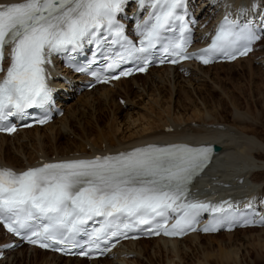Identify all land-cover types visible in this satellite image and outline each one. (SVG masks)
Returning a JSON list of instances; mask_svg holds the SVG:
<instances>
[{"label": "snow or ice", "instance_id": "6c2138e0", "mask_svg": "<svg viewBox=\"0 0 264 264\" xmlns=\"http://www.w3.org/2000/svg\"><path fill=\"white\" fill-rule=\"evenodd\" d=\"M128 2L22 0L0 4V72L4 73L0 79V131L15 132L5 121L49 103L52 92L45 65L54 54L75 52L85 44L100 47L107 37L114 36L111 43L119 44L123 51L111 58L108 68L143 59L144 66L138 70L144 72L150 61L143 54L162 45L164 34L175 31L177 22L181 39L164 48L173 64L186 59L208 64L216 55L235 59L237 53L244 56L251 52L250 45L258 38L243 29L236 31L235 23L226 17L211 47L188 53L184 37L188 22L178 11L186 0H138L141 9L147 5L151 11L144 24L137 26L143 37L137 47L124 36L117 19ZM241 41L244 44L238 48ZM9 47L11 63L5 69ZM128 75L130 71H122L112 78ZM211 152L209 147L150 145L117 155L44 163L22 172L0 168V221L8 232L31 244L63 246L55 247L57 251L78 246L82 249L78 254L83 256L107 252L114 246V238L117 242L120 237L128 238L129 232L142 225H148L146 231L156 235H181L195 230L197 213L211 207L188 201L189 184L206 166ZM170 213L180 214L171 227L167 223ZM89 222L98 226L90 228ZM203 230L216 231L217 226ZM80 234L88 237L87 245L75 242Z\"/></svg>", "mask_w": 264, "mask_h": 264}, {"label": "bare ground", "instance_id": "6f19581e", "mask_svg": "<svg viewBox=\"0 0 264 264\" xmlns=\"http://www.w3.org/2000/svg\"><path fill=\"white\" fill-rule=\"evenodd\" d=\"M11 2H22V0H0V4ZM203 5L206 9V16L218 14L215 17V22L210 26V28H214L225 16H229L233 20H242L246 22L259 19L260 16L253 15V13L258 9H264V0H203ZM212 32L213 30L211 33ZM206 35L208 36V41H211L212 38L210 37L208 27L202 29L200 38L202 39ZM254 55H250L246 59H241L231 64H217L208 67H201L191 63L185 64L182 66L184 70L183 73H181V69L178 68H155L145 75L147 76V80L144 81L145 83H142V85L140 84L139 78H142L143 75H138L129 78L128 80H120L114 87L103 85L90 92H84L77 97L75 103L69 102L65 106V115L52 124L45 126L44 128L34 127L33 129L23 130L12 137L0 135V167L24 170L37 164L41 159H81L82 157H89L107 152H127L137 146L153 142L196 143L208 141L212 142V145H218L221 147V151L218 152L219 156L229 159L231 155L236 153L239 156L232 157H240L243 161L241 164H237L236 167L237 169L243 167L240 172L229 171V168L235 170L234 165H232L225 167L224 171H219L218 173H215V175L213 174L214 176L211 178L214 181H210L211 185L212 183L217 184L215 187H219L214 189L221 190L219 193L220 196L226 197L229 202H236L238 200L237 204L241 207L246 203H243V200H245L243 195H245V193L248 196L251 193L253 194L256 185L261 184V186L258 185L261 188L258 189L257 194L263 195L262 202L257 204L256 201H253L248 197L245 201H252L249 203L250 205H257L259 215H262L264 214V178L261 176L264 175V139L260 137L258 126H264V108L261 113V109H258V107H256L258 110H252L250 106H248L247 109L240 108L241 106H239L237 96L226 92V90L222 86H219L218 83L216 84V81L211 77V69L232 67L243 62L249 63L250 60H253L252 57ZM259 58L256 61L261 64L260 66L264 65L263 57ZM56 75H58L59 78L54 80L55 85L60 86L63 89L67 88L61 83L60 79L66 75L65 72L59 70L56 72ZM69 79L71 81H78L73 76H70ZM211 80L214 81L212 82L213 88L215 86L221 96L224 97L215 100L214 96H212L213 91H209L211 89H202V86H205L202 85V83L205 81L207 83V81L210 82ZM130 82H133V84L136 85L135 88L138 89L136 92H133L132 87L129 86ZM165 83L169 87L167 90V99L170 98L169 103H163V100L165 101V94L163 95V91L165 90H163V88L166 86L163 85ZM188 89H191V92H188ZM115 94L118 98H116L117 96ZM174 96H176V101L173 103ZM119 99H124L126 107L129 108L126 111V115H124V120H120L122 116H120L119 113H122L124 108L122 107L123 105L118 103ZM223 99L229 101V105H231L233 109H236L234 113H230L229 118L225 117L222 113L223 110L220 109L224 106ZM138 100H141L142 104H140ZM101 101L104 102L102 104L104 106H110L112 102L118 103L115 104V110L111 115V121L106 125L107 132H104L100 125L101 118L99 119V114L100 112L105 111V109L99 108V103H101ZM166 104L167 107L165 106ZM255 104L258 105V103ZM255 104L253 105L255 106ZM90 109L93 111L92 117L90 113V118L86 120V115L89 114L85 113L88 110L91 111ZM255 112H257L258 115ZM160 126L162 127V130ZM170 127L172 128V131L167 130ZM87 128L92 130L97 129L100 133V136H98L99 138H92L90 136L92 133L89 134L90 131ZM32 132H36V135H38V137L36 136L37 138L35 142L31 140L32 137L30 139L28 137L26 138V134ZM45 132H47V135H45ZM62 137L68 138L70 141H73V139L78 141V143L73 141L77 144L75 149L69 150V148H67V150L61 151L56 148L53 153L45 151V146H47L45 145V139L47 140L46 142L51 143V146L55 148L56 143ZM8 140H11V143H9ZM26 149L32 150V152L35 153V156L28 153ZM3 152H6L5 156L3 155ZM12 154L15 156H11ZM209 172H211V170H207L206 173ZM211 174L212 173L204 175L201 180L206 182V177ZM237 174L241 175V180H237V183L235 182V184L233 183L234 185L232 184L233 188L229 189V184L227 183L232 181L233 177ZM239 183L241 184L240 186H238ZM208 185L211 187L210 184ZM204 187V183L198 184V189L202 188L205 193L203 194L202 199L205 201L212 200L208 191L205 190ZM224 204L225 203L219 205L214 204L213 209L221 208ZM258 230L264 233V228L242 229L235 232L239 234L240 232H259ZM1 233L6 236L7 239L4 242H0V247L3 243L9 240L8 235L2 229ZM225 234V236L230 238V241L226 244H223L222 242L219 243L218 251L213 254L209 252L205 254L203 261H199V264H213L214 262L219 264H243L248 257H252V253L256 255L254 262L258 263L259 260H261V256L264 257L260 252L264 251V238H261V236L252 238L245 235L242 239V242L243 240L244 242L242 243L240 241L241 243L238 242V244L237 240L231 241L233 238L232 233ZM218 236H221V233L205 237H202L201 235H192L181 241L150 239L128 242L122 249L115 252L112 260L106 258L92 262L79 258L66 259L42 250L28 247L24 248L42 256L41 261L31 260L30 264H38L40 262V264H59L61 259L66 261L65 264H87L85 262H88V264H115L119 262H121V264H141L137 260L138 258H135L134 255L135 253H137V256L143 254L147 255L148 247L142 246L141 249H135L134 246L137 247L139 244L149 242H161L165 245L164 248H169V246H171L172 249V247H174L173 254L175 256L178 254L176 257L180 256V263H184L183 259L188 254L185 253L183 256L182 250L181 252L178 251L175 253L174 249L179 247L182 243L193 240L198 241V244L195 246V249H198L201 248L200 246L203 241ZM249 247L251 250H249ZM192 248L193 247L190 246V249ZM161 249L160 251H162ZM212 251H214V249H212ZM12 254L15 256L12 262H17L19 260L21 262V259L27 257L24 249L11 253L10 257ZM17 255H19V258H16ZM48 255L51 257L50 259H47ZM213 258L215 260L214 262ZM0 264H9V261L3 260L0 261Z\"/></svg>", "mask_w": 264, "mask_h": 264}, {"label": "rangeland", "instance_id": "374dc122", "mask_svg": "<svg viewBox=\"0 0 264 264\" xmlns=\"http://www.w3.org/2000/svg\"><path fill=\"white\" fill-rule=\"evenodd\" d=\"M259 57L260 58L263 57V60H264V41L259 44L258 51L252 57V59H253L252 61L250 60L249 63L248 62H243V63H240L239 65H234L232 67H227V68L226 67L213 68V69H211V77L214 79V81H216V84L218 83L219 86H222L226 90V92H229L230 94H233V95L237 96V99L239 101V106H241L240 108L247 109L248 106H250L252 108V110L261 109V111H260V113H261L263 111V108H264V65L260 66L261 64H259L256 61ZM146 80H147V76H143L142 78L141 77L139 78V81H140L141 85H142V83H145L144 81H146ZM214 81H212V80L210 82L207 81V83L205 81L204 83H202V85H205V86H202V85H200V86H202V89H205V88H207L208 90L211 89L209 91H211V92L213 91L212 92V96H214L215 100H218V99H220V97H224V96H221L220 92L215 88V86L213 88V83L212 82H214ZM129 86L132 87L133 92H136L138 90L137 88H135L136 85H134L133 82H130ZM163 86H165L163 88V90L165 89L163 91V95L165 94V96H164L165 101L163 100V103H165V102L169 103L170 102V98L167 99V97H168L167 90H168L169 87H168V85L166 83ZM186 91H187V89H186ZM188 92H191V89H188ZM116 98H118V96ZM76 101H77V98L74 99L71 102L75 103ZM175 101H176V96H174V99H173L172 102L174 103ZM138 102H140V104H142L141 100H138ZM223 102H224V106L221 107L220 109L223 110L222 113L225 115V117L229 118L230 113L231 112L234 113L236 111V109H233L232 106L229 105V103H228L229 101L223 99ZM103 103H104L103 101H101V103H99V108L105 109V111H104L105 113L104 112H100L99 119L101 118L100 119V125H101L103 131L107 132V126L106 125L109 124V122L111 121V115L113 114V111L115 110V104L120 103L121 105H123L122 107L124 108V111L122 113H119V115L123 117V118L121 117L120 120H124L125 119L124 115H126V111L129 108H127L125 104H122L120 102V99L118 100V103L117 102H115V103L112 102L111 103L112 106L111 105L110 106H104V105H102ZM255 103H258V105L255 104ZM253 104H255V106ZM165 106L167 107V104ZM104 107H109V108H104ZM256 107H258V109ZM90 113H91V117H92V114H93L92 110L91 111L88 110L85 113V114H89V115H86V120L90 118L89 117ZM255 113L258 115L257 112H255ZM87 129L90 131L89 134L92 133L90 135L92 138H94V139L99 138L98 136H100V133H99V131L97 129L96 130L95 129L92 130L90 128H87ZM161 130H162V127H161ZM91 131H93V132H91ZM258 132L260 133V137L264 139V126L259 125L258 126ZM46 133L47 132H45V135H47ZM33 134H35V135H33ZM36 134H37L36 132H32V133L26 134L27 135L26 138L28 137L30 139L32 137L33 139L31 138V140L33 142H35L36 138L38 137V135H36ZM33 136H35V137H33ZM46 141L47 140L45 139V143H46L45 145H47V146H45L46 147L45 151H47L49 153L50 152L53 153L56 148L58 150L60 149L61 151H65V150H67V148H69V150H73L77 146L76 143H78V141H76L74 139H73V141H75L76 143H74L73 141H70L68 138L62 137L56 143L57 147L55 146V148H54L53 146H51L52 145L51 143L46 142ZM8 142L11 143V140H8ZM68 143L69 144L71 143V144L69 145ZM66 144H68V145H66ZM26 150L28 151V153L33 154L35 156V153H33L32 150H30V149L29 150L26 149ZM5 153L3 152L4 156L6 155ZM11 156L14 157L15 155L12 154ZM232 156H239V155L235 153V154L231 155V157ZM242 169H243V167L240 168V169H237V170L229 168V171L234 170V171H231V172H240V171H242ZM263 176H261V177L264 178ZM209 177H211V176L206 177V179L208 181L206 180L207 183L205 184V187H204V188H207V189H205L207 191H209L210 189H214V188L216 189V187H219V186L215 187V185H217V184H213L212 183V185H211L210 181H214V180H212V178L210 180ZM261 177H260V180H261ZM234 179H236V180H234ZM237 180L238 181L241 180V175L237 174L236 176H234L232 181H229L231 183H229V182L227 183V184H229L228 188L232 189L233 185L235 184V182L236 183L238 182ZM208 184H210L211 187H209ZM230 184H231V186H230ZM240 185L241 184L239 183L238 186H240ZM258 185L261 186V184H257L256 185V188H255V191H254L255 193L258 191V189L261 188ZM245 195H247V194L245 193ZM245 195H243V196H245ZM258 231L259 232H248V233L240 232L239 234H237L236 233L237 231H236V232H234L236 235L234 233H232L233 234V238H232L231 241H234V240L236 241L237 240V243L238 242L241 243L242 239H243V237H245V235L250 236L252 238H254L256 236L257 237L261 236V238H264V233L261 232L260 230H258ZM224 234L225 233H221V236H218L216 238H212V239H208L206 241H203L202 245L200 246L201 248H198V249H195V246L198 244V241H194L193 240V241H187L185 243H182L179 247L174 249V252L177 253L178 251L181 252V250H182L183 256H184L185 253L188 254L183 259L184 263L183 262L180 263V256L176 257V256H178V254H176V256L173 254V248L174 247H172V249H171V246H169V248L168 247L164 248L165 245H163L161 242H155V243L154 242H149V243L139 244L137 247L134 246L135 249L136 248L137 249H141L142 246H147L148 247L147 255L143 254L141 256H139V255L137 256L136 255L137 253H135L134 257L138 258L137 260L141 264H173V262H174V264H197V263L199 264V261H201V262L203 261L205 254H207L208 252L213 254L214 252L218 251L219 243L222 242L223 244H226V243H228L230 241V238L228 236H225L226 234L225 235ZM206 236H208V235H206ZM202 237H205V236H202ZM5 239H7V237L4 236L1 233V228H0V242H4ZM243 242H244V240H243ZM190 246H192L193 248L190 249ZM209 246H211V247H209ZM22 249H24L25 254H27L28 259H27V257H25L24 259H21L22 260L21 262H20V260L17 261V262H12L14 257H15L14 254H12V256L11 257L9 256L5 261H9V264H27V263L30 264L31 260H39V261H41L42 256H40V254H35L31 250H29V249L27 250L26 248H22ZM160 249L162 251H160ZM166 249H167V251H166ZM212 249H214V251H212ZM249 250H251V248ZM247 252H248V249H247ZM260 252H261L262 255H264V253H262L264 251H260ZM183 256H181V257H183ZM16 258H19V255H17ZM50 258L51 257L48 255L47 259H50ZM255 259H256V255L254 253H252V257H248L247 260L243 264H264V257L263 256H261V260H259L258 263L254 262ZM214 261L215 260L213 258V262ZM65 262H66L65 260L61 259L59 264H65ZM40 263H38V264H40ZM85 263L88 264V262H85ZM115 264H121V262L115 263ZM213 264H219V263L214 262Z\"/></svg>", "mask_w": 264, "mask_h": 264}, {"label": "water", "instance_id": "95a60500", "mask_svg": "<svg viewBox=\"0 0 264 264\" xmlns=\"http://www.w3.org/2000/svg\"><path fill=\"white\" fill-rule=\"evenodd\" d=\"M216 149H217V150H220V148H219L218 146L216 147Z\"/></svg>", "mask_w": 264, "mask_h": 264}]
</instances>
